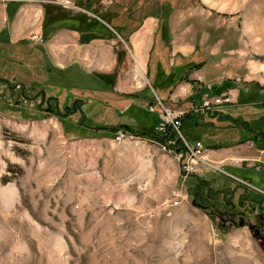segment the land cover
Masks as SVG:
<instances>
[{"label":"rangeland","instance_id":"374dc122","mask_svg":"<svg viewBox=\"0 0 264 264\" xmlns=\"http://www.w3.org/2000/svg\"><path fill=\"white\" fill-rule=\"evenodd\" d=\"M159 1L82 0L79 6L95 13L86 12L90 17L103 14L125 23L129 15L142 18L156 12ZM164 1L169 3L167 18L178 10L174 45L180 44L183 50L175 54L172 64L155 65L154 79L158 72H180L179 80L184 75L191 78L189 74L195 71L204 73L209 85L193 79L201 96H207L211 88L219 96L236 88V100L223 101L229 104L222 110L264 125V0ZM18 2L23 8H33L34 14L43 11L41 4H47L53 15L65 8L81 9L73 0ZM40 22L41 18L38 26ZM35 32L21 34L20 41L6 43L0 53V264H239L243 257L250 264H264V212L255 204L246 209L226 205L220 192L203 207L191 193L198 173L213 176L215 188L233 187L238 180L255 188L239 177L244 171L235 166L239 160L210 154V167L183 177L176 155L155 138L128 131H120L117 137L108 128L115 123L97 121L103 110L100 102L83 105L87 118L63 93L48 106L41 104V95L34 94L39 87L16 82L51 80L25 60L45 63L38 50L29 51L31 43L41 41L40 32ZM114 40L118 41L116 54L122 57L111 68L116 69L115 84L122 93L139 92L135 104L128 107L140 120L132 123L138 132L146 124L142 120V106L148 105L142 99L145 90L155 91L144 68L142 78L135 75L134 64L133 76L127 74L131 48L117 35ZM80 76L86 86H104L94 75ZM75 77L61 79V83L78 86L80 78ZM159 79L156 87L163 93L170 80L162 81L161 75ZM22 89L27 98L21 96ZM98 91L103 97L110 93L109 89ZM166 103L184 111L192 106L186 100ZM220 126L228 128L224 133L223 129L205 132L202 128L204 145L238 136L239 126ZM245 135L246 146H255L251 134ZM226 165L234 166L241 180L215 171ZM173 190L182 193L177 203Z\"/></svg>","mask_w":264,"mask_h":264},{"label":"crops","instance_id":"0c3cea01","mask_svg":"<svg viewBox=\"0 0 264 264\" xmlns=\"http://www.w3.org/2000/svg\"><path fill=\"white\" fill-rule=\"evenodd\" d=\"M18 1L0 0V49H3L8 42L15 43L18 40L20 41V35L27 33V31H36V34L40 32L41 41L31 43L29 51L32 53L33 50H38L41 53V57L45 60L44 64L48 65L54 72H58L63 80H77L75 76H79L80 79L78 81H84L80 76L82 73L90 75L95 73L110 74L114 78L112 88L120 92L117 84H115L117 78L116 69L111 70L112 67L118 64L119 58L122 59L121 55L119 53L116 54L115 51V44L118 43L117 40H114L116 35L122 41L127 42L131 48V55H128L126 59L129 65H132L130 70H127V74L133 76V64L138 65L142 75H138L136 69L135 75L142 78L144 72L142 69L144 68L148 80L149 77L150 80L154 78L155 65L163 64L167 66V64H172L175 54L183 50L180 44L174 45L176 27L178 25L177 9L172 10L166 19V29H164L166 35L164 38L159 28L161 19L158 9L156 12L143 16L135 28H133L134 20H126L124 28L120 32L96 13V17L100 22L109 26V28L111 27L110 30L115 34L113 35L108 29H104L100 25L96 28L89 27L86 20L75 16L56 18L44 26L45 12L43 4H41L43 11L34 14L33 8H23L22 3ZM73 3L76 4L75 0H73ZM23 9L27 10L24 11ZM70 10L72 13L82 11L95 14L88 7L85 8L83 6L78 10L72 8ZM40 18L41 22L38 26ZM168 38H170L169 41H167ZM97 68L102 71H97ZM195 72H192L189 76L205 83L204 73ZM74 77L75 79H73ZM178 77L179 74L174 73L173 79L177 78V80L175 86L169 92L168 102L170 103L182 102L193 91L199 92L197 88L193 89L189 81L179 80ZM100 82L106 86L104 80L100 79ZM224 93L227 95L220 97L221 102L236 100V88L229 89ZM202 96L204 99L207 97L206 94H202ZM215 98L216 96H213L209 99L216 101ZM209 151L214 156L225 155L238 159L239 163L235 166L238 169H244L241 172L243 174L239 177H247L251 185L255 186L257 190L264 192V148L256 144L248 148L243 141L217 148H209ZM235 178L239 179L238 175ZM238 263L250 264V261L248 258L243 257L239 258Z\"/></svg>","mask_w":264,"mask_h":264},{"label":"trees","instance_id":"16d2710c","mask_svg":"<svg viewBox=\"0 0 264 264\" xmlns=\"http://www.w3.org/2000/svg\"><path fill=\"white\" fill-rule=\"evenodd\" d=\"M77 5H80L82 3V0H75ZM168 2L164 0H160L158 3V14L161 19V23L159 28L162 31V35L165 38V25H166V19L168 16ZM47 4L44 5V21L43 25L46 26L49 22L56 18H63L65 16H72V17H77L83 20L87 21V26L89 27H100L106 29L105 25L100 22L96 17H90L86 14V12L79 11L77 13H72L70 9H63L64 12L61 14H51L49 7L47 9ZM128 9V8H126ZM53 15V16H51ZM103 15V14H102ZM108 23L112 25L114 29L117 31H121L122 28H124V23H118L117 21H113L111 19L106 18L105 16H102ZM89 18V20H87ZM132 19L134 20L133 28H135L138 23H140V20L142 18H134L133 16H128L126 17V20ZM125 20V21H126ZM111 34L113 32L109 30ZM170 47V46H169ZM4 51L3 49H0V53ZM20 58V57H18ZM20 59H23L22 57ZM176 59V56L174 57ZM24 60V59H23ZM30 63V65H34L36 68H39L40 71L39 73L43 75H47L50 81L46 80H39V81H30L29 83L27 82H22L20 80H17L16 82L21 84V86H27V85H35V87H39L37 89L38 93H34L35 96H40L41 95V104H45V106H48L51 101L53 102L54 100H57L60 93L62 95L68 96V98H72V102L76 103L75 110L79 111L80 114L87 118L85 109L83 105H89L90 103H93L94 100L98 101L99 105H102V111L98 113L99 116H96L95 119L97 121H105V122H113L115 124H109L108 128L111 131H114L115 133H118V131L122 132H131L136 135L140 134H147L156 140L159 141L160 144L165 145L163 147L169 148L168 146H173L168 144V140L174 139L175 144L174 145H179L181 143V138L179 137L178 133L176 130H174L169 124H164V129H156V126L159 123H163L162 118L160 117V111H161V106L157 102L158 97L165 105L168 102V95L169 92L172 90V88L175 86V82L177 78L173 79V74L172 73H157L156 79L151 78V86L154 89L155 92H153L151 89L147 87L145 90L146 92V97L142 99H145L148 103V105L142 106L143 112L145 114L144 119H142L146 124H144V128L140 129L138 132L135 131L132 126L134 122H136L138 119L135 118V114H132L129 112L128 107L134 105L135 99L139 97V92L135 94H129V93H122V92H117L114 91L112 88L114 78L110 74H104V73H95L91 76H93L95 79H102L105 81L106 86H103L102 88H94L93 86H86L87 84L84 83V81H79L76 83V85L69 86L68 84H62V76L57 72H54L53 69L48 67V65H45L44 63H38L33 60L25 59ZM30 66V68H32ZM175 66V65H174ZM173 69L175 67H172ZM183 71V69H182ZM174 72L176 70L174 69ZM161 75V80L162 81H169V84L167 89L164 90L163 93H160V91L157 89L156 85H158V82L160 83V75ZM180 74V72L178 73ZM172 78V79H171ZM179 78V77H178ZM181 80H186L189 81L193 89H196L194 87L196 80H193L191 78H188L187 75L181 76ZM2 77L0 76V81H2ZM15 82V81H14ZM256 84V83H255ZM23 88V87H22ZM74 88H77V90H72ZM211 88V87H210ZM110 93H107L105 97L101 95L98 90H108ZM150 90V91H149ZM58 91V92H57ZM151 92V93H150ZM218 90L210 89L209 94H207L208 97H212L213 95H219ZM54 93V94H53ZM21 96L23 98H27L28 95L25 93L24 89L21 90ZM33 96L32 98H34ZM99 98L101 100H99ZM186 101H190L192 103V106L188 108L184 113L179 117L180 119V130L183 133V135L190 141H195V140H200L202 142L203 138V132L202 128H204L205 132L211 131V130H217V129H223V126H220V124H230L233 126L238 127L239 133L236 138H231L230 136L227 138V140H218L214 141L212 143L209 142V144H202L205 147L209 148H217L220 146L224 145H230V144H235L238 142H243L248 139V137L245 135L246 132L250 133L254 139V142L257 146L264 148V125H260V123H255L252 122L249 119H244L240 118L238 116H235L231 114L230 112L222 110L221 107L228 105L226 102H222L219 104H212L209 108H205L203 111L196 110V107H199L200 105L203 104V98L202 96L196 92L193 91L189 96L185 98ZM103 101V104L102 102ZM125 102V103H119V102ZM150 104H154V110L151 112L148 109V106ZM123 106V107H122ZM69 110V109H68ZM124 112V113H123ZM64 115H67V112L64 113ZM140 121V120H138ZM222 128H219V127ZM228 127H225L223 129V133L225 132V129ZM228 132L234 133L232 130H226ZM215 138L217 136H214ZM213 137V138H214ZM210 138V137H209ZM210 140V139H208ZM226 170H228L231 173H235L233 169H235L234 166L226 165L224 166ZM194 174V173H192ZM191 175V174H190ZM196 180L194 185L191 187V193L194 196L196 202H198L200 205H203V207L208 206L213 200L216 199V193L220 192L222 195V200L225 202L226 205L232 206L233 208L238 207L240 209L243 206V209H246V205L248 204H255L256 209L260 212H264V193L260 190H257L255 188H251L247 186L244 182L241 181H235V184L233 187H223V188H215L212 186L211 182L213 180L212 177H205V176H200L198 174H195ZM243 179H247V177H241ZM232 180V178H230ZM241 188L239 191H237V197L233 199V194L236 192V189ZM209 203V204H208ZM243 213L245 210L242 211ZM253 236L258 240V237L256 233L252 232Z\"/></svg>","mask_w":264,"mask_h":264},{"label":"built area","instance_id":"2783aa9c","mask_svg":"<svg viewBox=\"0 0 264 264\" xmlns=\"http://www.w3.org/2000/svg\"><path fill=\"white\" fill-rule=\"evenodd\" d=\"M35 38L40 37V35H35ZM213 97V96H212ZM219 95L216 96V101H211L209 98L206 97L203 100V104L195 109L203 111L205 108H209L212 104H219L221 103ZM157 102L161 106L160 117L162 118L163 123L159 126L160 129H164V124H169L176 132L178 133L179 137L181 138V143L179 145H174L175 141L170 139L168 140L169 146L173 153L177 155V159L179 161V169L180 173L183 177H187L192 173H197L204 167H210L212 165V159L210 158V151L209 147H205L200 140L190 141L188 140L180 130V119L179 117L184 113L182 109H175L165 105L159 98H157ZM223 102V101H222ZM148 109L151 111L154 110V104H150ZM120 131L116 134L117 137ZM165 146V145H164ZM215 171H220L227 173L233 177H235L232 173H230L225 168L217 166ZM240 179V178H239ZM241 180V179H240ZM242 181V180H241ZM173 198L174 202L177 203L182 196V193L179 190H173Z\"/></svg>","mask_w":264,"mask_h":264},{"label":"bare ground","instance_id":"6f19581e","mask_svg":"<svg viewBox=\"0 0 264 264\" xmlns=\"http://www.w3.org/2000/svg\"><path fill=\"white\" fill-rule=\"evenodd\" d=\"M136 73H138V74H140V75H142L141 74V69H140V67L138 66V65H136ZM164 146V145H163ZM169 147V146H168ZM165 148V147H164ZM170 148V147H169ZM167 150H168V148H166ZM169 152H171V153H173V151L172 150H168ZM173 154H175V153H173ZM176 155V154H175ZM176 158H177V155H176Z\"/></svg>","mask_w":264,"mask_h":264},{"label":"flooded vegetation","instance_id":"af4514ba","mask_svg":"<svg viewBox=\"0 0 264 264\" xmlns=\"http://www.w3.org/2000/svg\"><path fill=\"white\" fill-rule=\"evenodd\" d=\"M242 182V181H241Z\"/></svg>","mask_w":264,"mask_h":264}]
</instances>
